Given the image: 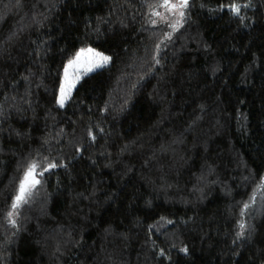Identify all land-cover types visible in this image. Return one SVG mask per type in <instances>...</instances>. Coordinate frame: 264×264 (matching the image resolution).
I'll return each mask as SVG.
<instances>
[{
    "label": "trees",
    "instance_id": "obj_1",
    "mask_svg": "<svg viewBox=\"0 0 264 264\" xmlns=\"http://www.w3.org/2000/svg\"><path fill=\"white\" fill-rule=\"evenodd\" d=\"M161 2L0 0V264H264V0Z\"/></svg>",
    "mask_w": 264,
    "mask_h": 264
},
{
    "label": "snow or ice",
    "instance_id": "obj_2",
    "mask_svg": "<svg viewBox=\"0 0 264 264\" xmlns=\"http://www.w3.org/2000/svg\"><path fill=\"white\" fill-rule=\"evenodd\" d=\"M19 2V0H17ZM189 6V0H178V3H171L170 0H163V3L161 4V7L167 8L169 10H175L178 12L179 17L183 18L185 13L183 9L188 8ZM247 5H244L246 7ZM221 10H225L223 6L221 7ZM227 11L231 12L234 16H240L241 13V6L233 3L231 7L227 9ZM155 15H160V13H154ZM163 20L164 17H161ZM155 23V21H154ZM176 23H179V20H177ZM175 27V25H173ZM85 52L92 54V56L95 58L93 60H89V58L85 55ZM84 60V64L86 66L83 67V70L85 73L91 72L96 68H102L104 67L109 61L110 57L104 56L102 53H97L93 49L88 50H81L80 53L77 54L74 60L69 61L68 66L65 68V80L67 83V89L65 88V85L62 84L61 86V99L59 101L60 105H64V101L67 98L68 93L70 92L71 88H73L75 85L68 79L69 76V68L73 69V72L75 73L81 68V60ZM76 79H79V76L76 77ZM40 165L38 162L33 161L30 163L29 167L24 173L23 179L20 182L18 194L15 196V199L11 205V211L8 212V217L11 219L15 214H18V210L21 208L22 205L26 204L28 202V199L31 197L33 190L36 188L37 185L41 183L40 179H38V176H43V170L37 171ZM48 167L54 168L56 167L55 164H51ZM249 205L245 204L244 208L247 209ZM11 222L14 224L15 220H11ZM243 227V225H241Z\"/></svg>",
    "mask_w": 264,
    "mask_h": 264
},
{
    "label": "rangeland",
    "instance_id": "obj_3",
    "mask_svg": "<svg viewBox=\"0 0 264 264\" xmlns=\"http://www.w3.org/2000/svg\"><path fill=\"white\" fill-rule=\"evenodd\" d=\"M170 2L171 3H173V4H175V3H178V0H170ZM163 3V0H162V2H161V4ZM154 13H160V15L158 16V15H155L154 14V16H155V19H158V20H160V21H163V22H170V25L173 27V25H177L178 23H176L177 22V20H179V22L181 21V17H179V15H178V12L177 11H175V10H169V9H167V8H164V7H161V5H160V7L154 12ZM161 17H164V19L162 20L161 19ZM88 49H93V48H91V47H89V48H86V49H81V50H88ZM81 50L78 52V53H80L81 52ZM95 52H97V53H102V52H99V51H97V50H95V49H93ZM77 53V54H78ZM104 56H106L104 53H102ZM85 55L89 58V60L91 61V60H93V59H95L93 56H92V54H90V53H87V52H85ZM77 56V55H76ZM75 56V57H76ZM75 59V58H74ZM74 59H72V60H74ZM110 62V61H109ZM108 62V63H109ZM107 63V64H108ZM69 64V63H68ZM68 64H67V66H68ZM106 64V65H107ZM81 68L78 70V71H76L75 73L73 72V69H71V68H69V76H68V79L76 86L77 85V83L79 82V80L81 79V77L83 76V75H85V74H88V73H90V72H87V73H85L84 72V70H83V67L84 66H86L85 64H84V60H83V58H82V60H81ZM66 66V67H67ZM96 69H99V68H96ZM96 69H94V70H96ZM93 70V71H94ZM92 72V71H91ZM77 76H79V79H76V77ZM62 84L63 85H65V88L67 89V83H66V80H65V73H64V77H63V81H62ZM75 86L73 87V88H71V90H70V92L68 93V95H67V98L65 99V101H64V104L66 103V101L68 100V98H69V95H70V93L73 91V89L75 88ZM61 99V94H60V98H59V100Z\"/></svg>",
    "mask_w": 264,
    "mask_h": 264
}]
</instances>
